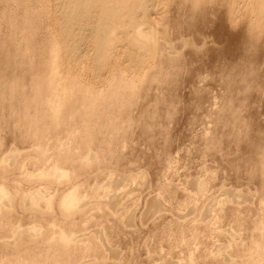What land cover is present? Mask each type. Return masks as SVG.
Instances as JSON below:
<instances>
[{"label": "rangeland", "instance_id": "374dc122", "mask_svg": "<svg viewBox=\"0 0 264 264\" xmlns=\"http://www.w3.org/2000/svg\"><path fill=\"white\" fill-rule=\"evenodd\" d=\"M70 2L0 0V90L22 75L45 76L60 49L56 79L68 86L61 114L87 109L82 98L97 94L88 121L71 120L73 135L63 131L58 140L23 137L25 128L0 109V159L15 147L28 170L0 168V185L15 194L4 222L33 226L39 237L17 249V237L3 230L0 242L12 244L0 246V261L9 264L16 249L29 264H264V0H135L132 8L147 10L119 20L114 49L98 58L86 22L102 9ZM137 21L150 22L148 43L167 44L171 64L133 62L129 53L138 51L126 30ZM51 124L50 131L65 127ZM56 164L66 179L37 177ZM74 188L79 205L66 216L60 199ZM22 192L45 196L52 210L41 199L38 213L27 212ZM62 230L74 241L66 255L51 239Z\"/></svg>", "mask_w": 264, "mask_h": 264}, {"label": "bare ground", "instance_id": "6f19581e", "mask_svg": "<svg viewBox=\"0 0 264 264\" xmlns=\"http://www.w3.org/2000/svg\"><path fill=\"white\" fill-rule=\"evenodd\" d=\"M135 0H71L70 3H82L84 2L85 5H90V8H98L100 7V9H102L101 13L99 14V16L97 18H95L94 20L91 21H87L86 22V26L89 27V29L91 30V35L92 38H90L89 40L94 41L91 45L90 41V46L92 47L91 49L94 51V53L96 54L95 57L98 58L99 55L102 54H107L110 51H112L114 49V45L115 43V39H118L119 35H118V31L116 33V24L118 23L119 20L123 19V17L131 12V11H144L145 9L147 10V7L144 5L145 3H141L136 5L135 7L132 8V3H134ZM26 2V1H25ZM15 3V2H14ZM28 4V3H27ZM83 4V3H82ZM83 7H87L84 6ZM81 5V4H80ZM5 6V5H4ZM3 6V7H4ZM7 6V5H6ZM2 7V8H3ZM18 7V6H17ZM29 7V6H28ZM1 8V9H2ZM8 9V8H6ZM5 9V10H6ZM27 9V8H26ZM11 10V9H10ZM55 10V9H54ZM84 10V8H83ZM86 11V10H85ZM4 15V14H3ZM2 15V16H3ZM74 17V15H72ZM9 23V22H8ZM79 23H81V21H79ZM84 23V22H82ZM81 23V24H82ZM145 25H150V22H142V21H137L134 24H132L131 26H129L126 30V34L134 36L135 39H133L131 41V47L135 50L138 51L137 56L133 57V53H129L132 54V60H134L133 62L137 65V66H143L145 64V58H147V56L151 59V58H155L158 62H170V64L172 63L171 61L173 60L172 58H170V56L168 54L171 53V50H168V46L167 44L165 45L166 48L161 49L158 47L157 50H155V48H153V46H151V44L148 43V41H151V39H153V35L150 31V29H148ZM22 33V32H21ZM98 38V39H96ZM97 41V42H96ZM63 42V41H62ZM67 42V41H66ZM63 44V43H62ZM162 45V44H161ZM160 45V46H161ZM60 46V45H59ZM58 46V47H59ZM64 46V44H63ZM163 46V45H162ZM19 48V47H18ZM61 48V47H60ZM131 48V50H132ZM157 48V47H156ZM46 50V49H45ZM59 50L57 53H53L51 54V60L52 62L55 61V64H52L51 68H50V63L48 62V69L46 72L47 73L45 76H34L31 79L27 78L26 76H19L16 77L17 79L14 80L11 84H2V88L0 90V109L5 110L6 108L9 109V113H10V117H12L13 121H15V129H19L21 126H23L25 129V131H20L23 134V137H28L29 140H33L37 141L40 140L41 138L44 137V135L46 136H51V138H55L56 140H58L60 138V134L64 131L67 136H69L68 134L70 133L69 131H72L69 127V123L71 124V120L75 121V125L77 127H81L82 124H84V122H87V112L90 111L89 107H92V104H94V99H91L93 96L96 95H92V97H90V99H88V94L86 96L88 97H84L82 98L86 104V108L85 110H82L81 107H76V108H72V109H65V111L63 112V114L65 113V115L61 114V109L59 108L62 104L63 106V102L65 103L64 99V95L67 93V81L65 80V86L62 85L63 83H61V81L57 78L58 75L60 73H57V68H58V60L59 59ZM62 51V50H61ZM166 51V52H165ZM49 51L47 50V53ZM63 52V51H62ZM127 53L128 51H124L123 53ZM44 55H46V51H44L43 53ZM43 54H41L43 56ZM141 55H143L144 58H141L138 60L137 57H139ZM48 55V54H47ZM131 56V55H130ZM44 57V56H43ZM42 57V58H43ZM129 57V56H128ZM131 58V57H130ZM147 58V59H149ZM44 62L47 63L48 58L44 57ZM57 61H56V60ZM89 59V58H88ZM50 60V61H51ZM156 61V62H157ZM178 61V60H177ZM43 62V63H44ZM51 62V63H52ZM57 62V63H56ZM132 62V63H133ZM174 62V61H173ZM32 63V62H31ZM133 63V64H134ZM131 64V62H130ZM160 64V63H159ZM18 65V64H17ZM111 65V64H110ZM119 65V64H117ZM167 65V64H166ZM67 66V65H66ZM70 66V65H69ZM68 66V67H69ZM74 66V65H71ZM114 66V65H113ZM137 66H133V68L137 67ZM22 67V66H21ZM25 67V66H24ZM46 67V66H45ZM61 67V66H60ZM139 68V67H138ZM49 70V71H48ZM70 70V69H69ZM72 70V69H71ZM69 72V71H68ZM162 73V72H161ZM52 75V77H51ZM61 75V74H60ZM59 75V76H60ZM64 75V74H63ZM158 75V74H157ZM160 76V74H159ZM62 77V76H61ZM60 77V79H61ZM70 77V76H69ZM65 78V77H63ZM74 78V77H72ZM79 78V77H78ZM166 78V76H165ZM68 79V78H67ZM76 80V79H75ZM163 80V79H162ZM167 80V79H166ZM73 81V80H71ZM79 81V80H78ZM2 82V80H1ZM63 82V80H62ZM75 83V82H74ZM77 84V82H76ZM75 84V85H76ZM83 84V83H81ZM114 84V83H113ZM151 84V83H150ZM153 84V83H152ZM155 84V83H154ZM61 85V87H59ZM72 85V84H70ZM116 85V84H115ZM67 86V87H66ZM79 85H77L78 87ZM81 86V85H80ZM121 86V85H120ZM156 86V85H155ZM154 86V87H155ZM72 87V86H71ZM82 87V86H81ZM151 87V86H150ZM74 88V87H73ZM139 88V87H138ZM149 88V87H148ZM147 88V89H148ZM81 89V88H80ZM133 89V88H132ZM134 91V90H132ZM135 89V88H134ZM140 89V88H139ZM146 89V90H147ZM150 89V88H149ZM78 90V89H77ZM86 90V89H85ZM108 90V89H107ZM120 90V89H119ZM118 90V91H119ZM76 91V90H75ZM110 91H112V89H110ZM85 92V91H84ZM107 92V91H106ZM105 92V93H106ZM136 92V90H135ZM134 92V93H135ZM71 93V92H70ZM78 93V92H77ZM103 93V92H102ZM116 93V92H115ZM114 93V94H115ZM90 94V93H89ZM92 94V93H91ZM95 94V93H94ZM108 94V93H107ZM106 94V95H107ZM111 94V93H110ZM131 94V93H129ZM103 95V94H102ZM127 95V94H126ZM132 95H134L132 93ZM76 96V95H75ZM75 96H71L70 98H75ZM99 96L102 97L99 93ZM119 96V95H118ZM131 96V95H130ZM97 97V96H96ZM98 97V98H100ZM125 97V96H124ZM128 97V96H127ZM134 97V96H133ZM136 97V96H135ZM141 97V96H140ZM103 98V97H102ZM106 98V97H105ZM117 98L114 97L112 99V101H110L111 105L114 102V100ZM119 98V97H118ZM147 98V97H146ZM70 99V100H72ZM77 99V103L79 105V103L81 104V100L80 98H78V96L76 97ZM120 99V98H119ZM132 99V98H131ZM68 100V99H67ZM80 100V101H79ZM99 100V99H97ZM101 100V99H100ZM107 100V98L105 99ZM117 100H115L116 102ZM124 101V100H123ZM135 101V99H134ZM142 101V100H141ZM60 102V103H59ZM67 102V101H66ZM104 102V101H103ZM119 102V101H118ZM70 103V101H69ZM83 103V102H82ZM109 103V101H108ZM133 103V100H132ZM71 104V103H70ZM119 104H121V102H119ZM76 105V106H78ZM138 105V104H137ZM68 106V105H67ZM84 106V105H83ZM128 107V106H127ZM66 108V107H65ZM133 108V107H132ZM95 109V108H94ZM64 110V109H63ZM99 110V109H98ZM94 111V110H93ZM33 112H35V115L33 117ZM104 112V111H103ZM5 113V112H4ZM92 113V112H91ZM98 113V112H97ZM90 114V113H89ZM101 115V114H100ZM103 115V113H102ZM104 116V115H103ZM99 117V115H98ZM94 118V117H93ZM92 118V119H93ZM11 120V119H10ZM69 121V122H67ZM50 123H59L61 125H65L64 128H57L55 130H48L47 125L50 126ZM102 123V122H101ZM34 124V127H33ZM51 124V125H52ZM90 124V123H89ZM58 126V125H57ZM55 126V127H57ZM60 126V125H59ZM54 127V126H53ZM83 127V126H82ZM141 128V126H140ZM51 129V128H50ZM74 129V128H73ZM83 129V128H82ZM75 130V129H74ZM80 130V129H79ZM89 129H85L84 131H88ZM96 130V129H95ZM104 130V129H103ZM129 131V130H128ZM85 132V133H86ZM93 132V131H92ZM104 132V131H103ZM64 133V135H65ZM107 133V131H106ZM71 134V133H70ZM125 134V133H124ZM123 134V135H124ZM128 134V133H127ZM62 135V134H61ZM73 135V134H71ZM75 135V134H74ZM63 136V135H62ZM84 136V135H83ZM72 137V136H71ZM70 137V138H71ZM74 137V136H73ZM76 137V135H75ZM65 138V136H64ZM63 138V139H64ZM68 138V137H67ZM69 138V140H70ZM92 138V137H91ZM75 139V138H73ZM72 139V140H73ZM83 140V139H82ZM54 141V140H53ZM33 142V141H32ZM59 142V141H58ZM63 142V141H62ZM60 142V143H62ZM42 143V141H41ZM51 143V142H50ZM59 143V144H60ZM89 143V142H88ZM87 143V144H88ZM31 144V142H30ZM49 145V144H48ZM47 145V146H48ZM72 145V144H71ZM31 146H33V143L31 144ZM38 153L40 154V156H43L45 153V150L43 149V147H38L35 144ZM34 146V147H35ZM46 146V147H47ZM50 146V145H49ZM60 145L54 144L52 149L53 150H59L60 151ZM65 146V145H64ZM68 148V147H66ZM82 148V147H81ZM61 149H64V147H61ZM90 150V148H88ZM31 150V149H30ZM30 150L28 152H30ZM48 150V149H47ZM46 150V152H47ZM69 150L70 146H69ZM93 150V149H92ZM33 151V150H32ZM80 152V149L78 150ZM91 151V150H90ZM89 151V152H90ZM58 152V151H57ZM77 153V150L75 151ZM82 152V151H81ZM84 152H86V150H84ZM48 153V152H47ZM64 153V151H63ZM69 153H71L69 151ZM7 154V153H6ZM46 154V153H45ZM50 154V152L48 153ZM68 154V153H67ZM81 154V153H80ZM85 154V153H84ZM95 154V152H94ZM22 155V152L19 151L17 148H11L9 153L2 157L0 160V168L3 171H7L9 169H11L12 167H15L16 169H19V171H21V174H19L20 176H25V171H28L27 169L23 170L24 168L22 166H20V162L18 161V157ZM55 155V154H53ZM70 155V154H69ZM74 155V152H73ZM87 155V154H86ZM85 158L87 160H91V156H86ZM26 156V155H25ZM96 156V154H95ZM45 157V156H44ZM50 157V156H49ZM63 157V156H62ZM42 158V157H40ZM68 158V156L66 157ZM98 158V157H97ZM21 159V158H20ZM52 159V158H51ZM58 159V158H57ZM74 159V158H73ZM33 160V159H32ZM49 161V159H48ZM54 161V160H53ZM72 161V160H70ZM69 161V162H70ZM78 161V160H75ZM7 162H9L10 166L9 168L7 167ZM85 162V161H84ZM23 163V162H22ZM21 163V164H22ZM59 163V162H57ZM75 164V162H73ZM78 164V162H76ZM60 164V163H59ZM58 164V165H59ZM83 164V163H82ZM87 164V163H85ZM92 164V163H91ZM14 165V166H13ZM57 164L55 166H53V169L49 170V171H43L45 168H43L42 172L40 171L39 174L35 175L38 178H49L52 180V178L54 177V179H60L62 177H64L66 179V177H68L69 173L67 170L63 169V167L58 166ZM78 166V165H77ZM88 166V165H87ZM45 167V166H44ZM70 172V171H69ZM111 173V172H110ZM9 175V174H8ZM31 178L34 179L36 177H33V174H30L29 176L27 175V178ZM4 178V177H3ZM9 178V177H8ZM40 178V179H41ZM70 178V176H69ZM68 179V178H67ZM19 180V179H18ZM18 180L12 179L11 181L14 182V184H16V182ZM62 180V179H61ZM61 180H58L61 181ZM64 180V179H63ZM79 187V186H78ZM77 188L72 189L70 192L68 191V193H64L60 199V209L62 211L61 214H64L66 216H70V214H72V212L74 210H76L77 208H75L76 205H79L77 203H79L78 200V191H76ZM19 192V191H18ZM44 195V194H43ZM18 193H17V197H18ZM15 194H13L12 192H9L7 190V188L4 185H0V199H5L2 200V204L0 203V238H2L3 235H1L3 230H6V232H10L13 234V236L17 237V240L13 243L15 245V247L18 249L19 247L23 246L24 242H32L33 243V239H38L37 233H35L34 231L37 232V229H33L32 227H26L23 228L22 226L18 228V230L15 228V226H13V224H10V219H8L7 222H4L5 220H7L5 218L4 213L5 212H9L8 214H10L11 212H13L12 208V204H13V200H14ZM16 197V199H17ZM45 196L40 195L39 193H25L22 192L21 193V203L24 209L28 210L27 212L33 213V211H35L36 213H38V209L41 206L39 204L40 200L43 199L44 200ZM20 198V197H19ZM52 198V197H51ZM47 199V198H46ZM85 199V198H84ZM42 200V201H43ZM52 200V199H51ZM46 202V209L47 211H51L50 206H53V202L51 203L50 199L44 200ZM84 201V200H83ZM12 203V204H11ZM16 203V202H15ZM16 205V204H15ZM50 205V206H49ZM52 208V207H51ZM81 209V208H80ZM83 209V208H82ZM79 210V208H78ZM82 211V210H81ZM159 212V211H158ZM13 220V219H12ZM4 222V223H3ZM21 225V224H20ZM19 225V226H20ZM51 227V226H50ZM55 228V226H54ZM8 230V231H7ZM54 232H56V230H52ZM52 242L54 241L57 245H60L58 247H62V253L63 255H66L67 251H68V247L70 246V244H72L74 241L73 239L68 236L66 234V231L62 230L60 231V234L55 236H52ZM40 240V239H39ZM35 241V240H34ZM38 241V240H37ZM51 242V241H50ZM8 244H12L9 242H0V246L2 245H8ZM27 244V243H26ZM76 244V243H75ZM57 247V246H56ZM51 249V248H50ZM49 249V250H50ZM53 249V248H52ZM56 249V248H55ZM15 251V253H13V256L7 259V262L9 264H29L30 259L28 258L27 255H25V253L18 252L16 249H13ZM59 251V250H58ZM51 252V251H50ZM49 252V253H50ZM57 252V251H56ZM57 254V253H56ZM53 256V255H52ZM55 256V255H54ZM58 256V255H57ZM71 259V258H70ZM70 259H68L70 261ZM262 259V258H261ZM258 260V259H257ZM260 260V258H259ZM57 261V260H56ZM254 262V261H253ZM258 262V261H257ZM3 261H0V264H3ZM60 264V262H58ZM74 264V263H72ZM250 264V263H249ZM256 264V263H255ZM259 264V263H258Z\"/></svg>", "mask_w": 264, "mask_h": 264}]
</instances>
